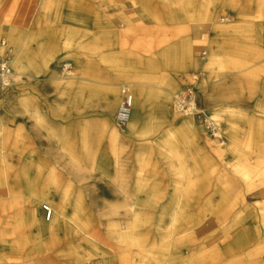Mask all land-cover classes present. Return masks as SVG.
<instances>
[{
  "label": "rangeland",
  "instance_id": "rangeland-1",
  "mask_svg": "<svg viewBox=\"0 0 264 264\" xmlns=\"http://www.w3.org/2000/svg\"><path fill=\"white\" fill-rule=\"evenodd\" d=\"M67 3H70L71 13L66 14V17L67 19L71 18L72 23L60 20L62 16L56 11L58 8L54 4L51 10L53 14H49L47 17L46 14L49 12L44 16L39 12L32 13V7L36 5L33 0H0V40H6L11 47L10 65L14 72L12 84L5 88L0 96L5 101V99L10 100L8 97L11 95H17L16 100L5 103L7 106H13L12 114L7 115L4 112L3 107L7 106L3 102V107H0V195L3 196L0 199L5 200L4 204H0V263L19 262L16 258L20 254L18 258L23 259L21 264H79L75 253L69 251L71 240H64L63 234L59 235L61 240L63 238L62 242L58 246H54L57 251L55 249L51 254L46 255L42 248L38 247L35 250L36 254L30 257L22 255L23 252L33 253L34 251L31 249L33 243L39 242L38 237L33 235L34 231L30 229L29 224L31 201L35 200L34 197L38 195L36 190H40L42 197L50 189L51 194L55 197V192H60L64 186L70 185L69 194L80 193L84 196L83 199L76 197L72 200L71 205L75 209L68 214L73 216L78 210L80 216L84 217L87 213L81 211V202L83 201L84 206L91 207L88 195L97 192L91 178L104 176L105 171L102 166L107 170L109 178L113 176L117 161L115 150L119 147L123 148L121 160L125 162L123 173L129 185V192L134 193L139 178L135 152L136 148L141 146L149 167L144 171L145 183L141 181L137 183L136 189H143L139 194L152 193L156 199L164 202L173 196L183 195L184 204L181 206V210L184 211L182 215L186 222L197 221L207 210L208 230H206L207 227L201 226V230L195 231L199 232L201 237L208 234L209 240H211L214 234L227 229L237 220L242 221V218H246L243 222L244 229H248L252 234L253 237L248 234L251 236V240L263 235L264 194L257 192L264 189V113L255 111L251 106L248 107L246 103L251 101L250 99H236L238 84L241 83L244 92H248L251 86L255 88V85L251 84V79L260 80L262 72L259 70L249 71L248 68L239 70L232 69L233 67L228 68L225 65L227 61L223 62L222 59H218L220 66L218 71H212L207 67L203 71H199V59L206 62L212 57L209 49L206 55L202 52L203 48L209 44V36L201 29L198 30L197 36H191L189 24L192 22H186L184 19L192 17L190 9L192 5L187 8L183 0H68ZM55 4L57 3L55 2ZM77 7L88 11L94 18L88 28H86L88 24L85 22L74 21L77 18L73 17ZM223 10L224 8L220 10L217 8L214 21L198 22L197 26L200 28L202 24L204 26L207 23L220 22L219 17ZM130 16H134L135 19L130 21ZM39 17L43 20L45 18L46 21H38ZM104 18L110 19L108 21L113 22L115 32L121 34L115 42H110L108 40L110 35L107 34L105 37H98L97 30L105 31L106 23L102 21ZM263 23L264 18H261V27H263ZM125 28L129 29V33H126ZM82 29L84 30L82 31ZM88 31L89 34H86ZM19 35L23 36L19 37ZM87 35L89 38L86 37ZM201 36L205 39H202ZM15 37L21 55L19 63L23 64L25 68L21 74L17 72L11 62V57L16 49ZM82 45L84 48H81ZM88 45L94 47L87 48ZM97 46H100L99 52H85L87 49L96 51ZM260 46L262 47L261 43ZM82 49L85 51L81 52ZM189 53L195 63L188 60ZM67 65L70 67L66 68ZM45 71L47 72L44 73ZM236 71L241 72L242 78H238L242 82L228 83L229 79L235 80L234 73ZM32 75L45 76L46 79L36 81L31 77ZM133 81H137L152 91L153 96L148 98L149 101L143 110L146 115H149L153 108H159L162 105L157 101V98H162L165 101L164 104L174 109V116L169 114L172 112L170 110L162 128L153 139H160L166 133L180 128L179 137L181 143L184 144L182 150L186 157V169L189 168L188 170L192 169L193 171L190 170L186 178L168 172L164 159L158 154V143L152 142L151 136L143 138L137 134L123 133L117 141H113L109 130L105 129L106 131L102 133H96V128L91 131L101 159L99 158V165L83 166L86 169L93 167L92 170L95 172L87 173L85 180L80 181L78 176L65 170L64 162L70 154L83 161L81 132L83 120L87 118L93 125H99V121H104V117L93 115L97 113V110L105 108V101L108 98L105 89L114 87L118 96L116 104L112 107L113 113L110 119L115 128L124 132L127 125L118 123L115 115L122 99V87L126 86L133 93ZM214 81H219L222 86L228 84L225 94H222L221 97L228 96L227 99L230 98L229 100L236 103L237 107L223 105L225 99L208 104L207 106H214L212 109L204 106V100H207L209 88ZM50 82H55L56 87H50ZM35 86H38V89H35ZM57 93L68 96L67 102L52 103L53 105L67 104L71 111L66 117L56 109L49 112L47 107L49 103L40 98L41 95ZM82 95L87 101L92 99L91 102H94L93 108L89 109V116H81L86 113L80 111ZM183 97L187 102L186 107L179 104V99ZM24 99H29V102L39 109L43 119L41 125L49 118L57 121L54 141L56 165H50L49 160L45 159L48 156L46 150H41V153L35 152L34 157V128L32 126L34 118L23 111L20 103ZM167 99H169L168 102ZM261 100L260 98L258 102ZM25 122L28 125L24 126ZM8 123H11L13 128H9ZM228 129H232L235 133L233 140L229 137L231 141L225 136L224 131ZM92 137L90 135V138ZM229 143L233 147L229 149L230 152L224 158L221 150ZM65 148L68 149V153L65 152ZM17 156L24 160V175L22 174L23 166L16 163ZM258 157H263L262 162L256 161ZM203 158L205 169L197 164L198 160ZM38 160H40V165H35ZM239 160L245 164L242 166L252 169L250 176L255 179L253 180L255 183L240 182L238 174L232 167L234 162ZM155 164H158V172L152 170ZM120 168L122 169L121 166ZM121 169L120 171H122ZM50 171H54L56 183L60 187L57 191L53 186L47 185ZM222 176L229 182L227 186L231 185L225 189L226 193L222 196L225 202L216 204L215 200H210V204L207 205L208 200L215 192L217 180ZM258 180L262 182L263 188L260 187ZM23 182H25V190L15 191L17 185H22ZM110 182L114 188L122 190L120 185L115 183V177ZM191 184L192 187L194 185V189L187 198L186 194L177 190V187ZM249 184L250 186H248ZM33 185L37 186V189H34ZM217 188L219 189V184ZM205 190L206 196H204ZM100 192L101 196L111 200L115 198L119 200L122 196L119 194L117 196L107 184H103ZM6 195H11V197H5ZM60 198L65 200L64 208L68 212L67 197H57L58 200ZM19 199L25 200L19 204ZM69 199L71 200V198ZM140 199L139 196L132 197V201H135L136 204V210L141 209L143 212L149 213L150 217L155 218L157 214L155 208L143 205L139 207L140 209L137 208L139 206L137 202H140ZM122 201L123 199L119 203ZM201 202L205 204L203 213L200 212ZM44 204H48V202L42 201L39 216L43 222L49 223L57 205H52L53 214L51 219H47L46 211L43 208ZM132 206L134 205L132 204ZM104 208L105 205L100 201L97 208L92 207L91 209L95 212L94 216L100 219L96 213L97 209L103 210ZM217 209L220 211L215 213ZM221 210H227V215L223 216ZM248 215L249 217H247ZM114 218H108L106 226L111 224L118 227L123 226V223ZM203 225H207V222H204ZM223 225L225 228L221 230ZM20 226L23 229H18ZM105 231V228L101 226L102 239L112 242V238ZM103 235H106L108 239H104ZM219 242L220 240L217 239L209 245V248ZM91 262L92 264L102 263L97 258L88 264Z\"/></svg>",
  "mask_w": 264,
  "mask_h": 264
},
{
  "label": "crops",
  "instance_id": "crops-1",
  "mask_svg": "<svg viewBox=\"0 0 264 264\" xmlns=\"http://www.w3.org/2000/svg\"><path fill=\"white\" fill-rule=\"evenodd\" d=\"M33 1L35 2L36 5L32 7V9H33L32 13L35 14V13L39 12L41 15L44 16L45 13L49 12L46 14V16L48 17L49 14H53L51 10L53 8L52 5L54 4L56 6V8H58V9H56V11L59 14H61V16H62L60 18L61 21H70V23L73 22V20L71 18L67 19V17H66V14L71 13L69 10L70 3H67L68 0H33ZM55 2L57 4H55ZM43 3L46 5L45 7H41V5ZM38 4H39V6H37ZM217 8H218V10H220L221 8H224L223 13L219 17L220 22L207 23L204 26L202 24L199 28L197 26L198 22L202 23L205 21H209V22L214 21V15L216 13ZM54 9H55V7H54ZM191 11H192V15H191L192 16V23H191V30H190L192 32L191 36L192 37L197 36L199 29H201V31L206 32L209 36V44H208V46H205L204 48L202 47L203 48L202 52H204L206 55L207 50L209 49V51L212 55V57L209 58L206 62H203L202 60L199 59V71H203L204 68H206V67L209 69H212V71L213 70L218 71V67H220L218 59H222L223 62L227 61L225 63V65L228 68L233 67L232 69H238V70L243 69V68H248L249 71L259 70L260 72H262L261 79L260 80L255 79V78L251 79V81H252L251 84H254L255 88H253L251 86L250 90L248 92H246V91L244 92L243 85L241 83H239L238 87L236 89L238 91L236 99H250L251 101L246 103V105L248 107L251 106V108H253L257 112L259 111V113H262V112L264 113V51H263L264 48L260 46V43L262 45L261 18H264V0H192ZM28 12H30V11L28 10ZM64 16H65V18H64ZM75 16L77 18H75V19L73 18L74 21L85 22L86 24H88L86 26V28L89 27V23H91V22L93 23V21H94V18L91 17L92 15H90L88 11H85L81 7H77L76 14L73 17H75ZM37 19H38V21H46L45 18L43 20L41 17H39ZM134 19H135L134 16H130V18H129L130 21H133ZM108 20H110V19L104 18V20H102L106 23L105 24V31L97 30L98 37H105V34H107V35H110V38L108 40L110 42L111 41L115 42L118 39V36L119 35L121 36V34H119L118 32H115V29L113 27V22L112 21L109 22ZM185 20H186V18L184 19V21ZM125 29H126V33H129V31H128L129 29L128 28H125ZM83 30L84 29H82V31ZM86 34H89V31L86 32ZM21 36H23V35H19V37H21ZM86 37L89 38L88 35ZM202 39H205V38L202 37ZM16 42H17V39H16ZM82 47L84 48L83 45L81 46V48ZM90 47L93 48L94 46H89V45L87 46V48H90ZM1 50L2 49L0 47V52H1ZM84 51L85 50L82 49L81 52H84ZM99 51H100V46H97L96 51L87 49V51H85V52L86 53H93V52L97 53ZM103 52H106V51H103ZM188 60L191 61L192 63H195V61L191 57V53H189ZM47 71H48V69H47ZM47 71H45L44 73H46ZM234 75H235V80L229 79L228 83L231 84V83H236V82H242V80L239 79V78H242L240 71H236V73H234ZM31 77L34 78L36 81L46 79L45 76L37 77V76L32 75ZM132 83L134 84L133 95H134V98L139 105L138 106L139 109H138V114H137V121L135 122V125H134L135 127L130 130L128 127V121L126 123L127 128L124 132L120 131L118 128H115L113 126L110 118H112V113H113L112 107L116 104L118 92H117L116 88H114V87H109V88L105 89L106 97H108V98H106L107 100L105 101V108H104V110H97L96 111L97 113L93 115V116L104 117V121H99L100 122L99 125H96V124L93 125V124H90L88 119L86 118L82 122L81 132H82V144H83V161L79 160V158L72 156V154H70L68 156V158L66 159V161L64 162V165H67L69 160H76L82 166L91 165V164L92 165L93 164L99 165V162H100L99 158L101 159V157H100V154L98 152L99 149H97L96 144H94L96 142V140L94 137H92L93 132L91 130L97 128L96 133H102V132L106 131L105 129H107V130H109V134L111 135V138L113 141H117V139L123 133L137 134V135H139V137H143V138L151 136L152 137L151 141L158 143V145H157L158 146V148H157L158 154L160 157H162L164 159V163L166 165L167 171L170 172L171 174L175 175V176H179V177L184 176V178H185V176H186L185 168H187V166H186V162H185L186 157H185V154L182 150L184 148V144L181 143L180 137H179L180 128H178L176 131H171V132L166 133L164 136L160 137V139H157V140L153 139V138H155L157 133H159V130L162 128V126L166 120V115L168 114V112H170V110H172V112H170L169 114H171L172 117L174 116L173 115L174 109H172V108L168 107V105L164 104L165 101L162 98H159V99L157 98V101L159 103H161L162 105L159 108H153L152 112L149 115H146L143 112V110L146 107V103L149 101L148 98L153 96L151 94L152 91H150L149 88H147L146 86H143V85L137 83V81L136 82L133 81ZM49 85L52 88L56 87L55 82H50ZM226 85H228V84H226ZM226 85L222 86V85H220L219 81H214L209 88L210 92H209V95L207 97V100L206 99L204 100V106H207L208 104L217 103V102H219L220 99H225V102L223 103V105L227 104L226 106H228V107H237L236 103H233L231 100H229L230 98L227 99L228 96L225 95L226 97L225 96L221 97V95L225 94V92H226L225 91L227 88ZM38 86H35V89H38ZM64 89H66V88H64ZM2 93L3 92H0V94H2ZM240 94H243V95H240ZM16 97H17V95H15V96L11 95L10 97H8V99L14 101V100H16ZM40 98H42L41 99L42 101L49 103V105L47 106L49 109V112H53V110L56 109L57 111L62 112V115H64V117H66V116H68V112L71 111V109H68L67 104H63V105L62 104H59V105H57V104L53 105L52 104L54 102H61V101L67 102L69 99H68V96L66 94H58V93L57 94H46V95H41ZM260 98L262 100L260 102H258V100ZM10 100L5 99V101H4V99H2V97L0 96V104H2V102L5 104L6 102H10ZM168 100L169 99H167V102H168ZM91 101H93V100L91 99V100L87 101V99H85L82 95V97L80 99V111L86 112L84 114H81L82 117L89 116V109H92L94 106L93 105L94 102H91ZM20 105H22V109L25 113H28V115H30L32 118H34L32 121V126L34 128V133H33L34 157H35V152L41 153V150H46V151H48V153H47L48 156L45 159L49 160L48 162L50 165H56L57 164L56 163L57 157L55 155L54 141L56 139V129H57V125H58L57 121H55L53 118H49L48 120H46V122L43 125H41L43 122L42 121L43 119H42V116L40 115L39 109L34 104L30 103L29 99H24V101H22L20 103ZM1 106L3 107V104L0 105V107ZM5 106H7V105L5 104ZM212 107H214V106H212V105L207 106L208 109H212ZM12 108H13L12 105H8L7 107H3L4 112L7 115L13 113ZM207 108H205V109H207ZM257 108L259 110H256ZM128 120H129V118H128ZM23 125L24 126L28 125V123L25 122V123H23ZM8 126H9V128H13L11 123H8ZM89 132H90V134H89ZM224 132H225V136L227 139H229V137H230V139L233 140V138L235 137V133L233 132L232 129H228ZM90 135L92 138H90ZM227 145L228 146H226L225 148H222V150H221V154L224 158H226V156H227L226 154H228V152H230L229 149H232L231 147H233L230 143ZM142 150H143V148L141 146H138L136 148L135 158H136V163H137V172L139 174L138 181L145 183L146 179L144 177V171L146 168L149 167V164H146V156L144 153H142ZM87 151L89 153H87ZM65 152L68 153L69 152L68 149H66ZM122 152H123L122 147H119L115 150V157H117V161L115 162L114 171H113L114 174L112 177L109 178L107 170L105 169L104 166H102L104 168L103 170L105 171V173L103 174L104 176L103 177L100 176V178H98L99 176L95 177V178H91V180L93 181V187H94V189L97 190V192H93V193H90L88 195L90 197L91 207H86V206H84V204H82L83 201L81 202V206H80L81 211L83 213H89V214H93V215L95 212H93V209H91L92 207L97 208V205L100 201L105 205V208L103 210L97 209V212H96L97 214L101 213L103 215L101 220L96 222V227L99 230V232L101 231V226H102V228H105V230H106V225L109 221L108 218H106V216H104V215H106V213L110 212V209H113L117 205H120V204L116 205V203L117 202L119 203V201L121 199H124L125 197H127L129 199L128 203L133 204L136 208L135 201L134 202L132 201V197L137 198L139 196V197H141V199H146L149 197L150 198L156 197L152 193L143 194V195L139 194L140 192H142L143 189H139V190L136 189L138 181L135 185L134 193L129 192V190H128L129 185H128V182H127V180L124 176V173H123L124 168H125V165H124L125 162L121 160ZM263 157H258L256 159V161L262 162ZM16 163H18V165L21 164L23 166L22 167V174H23V170L25 167L24 160L18 158V156H17L16 157ZM197 164L199 166H202V169H205L204 158L198 160ZM241 164H243L242 160H239L238 162L237 161L234 162V165L232 166L234 168V171L238 174L237 176L240 178V182H243V183H245V182L249 183L250 182V184H253L255 182L253 180H255V179L251 178V176H250L251 172H252L251 171L252 169L250 167H248V169L250 170L248 172L249 176L246 177L244 179V181L241 178V174H240L238 167H237V165H241ZM35 165H40V160H38L37 164H35ZM243 165H245V164H243ZM120 166L122 167V169L120 168ZM120 169L122 171H120ZM152 170H155L158 172L159 171L158 164H155L154 167L152 168ZM190 170H192V169H190ZM34 174H35V170H34ZM54 174H55L54 171L53 172L50 171V173L48 174L47 185L49 184V185L53 186L54 190L57 191L58 188H60V187H59L58 183H56L57 181H56ZM117 174H119L118 176H120V177L124 176V180L126 183H125V188L123 190L116 189V188H114V186L111 185L110 181L114 177H116ZM107 179H108V182H106ZM87 180H89V179H87ZM228 183L229 182L225 180L224 176L220 177L217 180L215 192L212 195V197L208 200L207 205L210 204L209 203L210 200L211 201L215 200L216 202H214V203H216V204H221V203L225 202L222 199V196L224 195V193H226L225 189H227V187H231V185L227 186ZM103 184H107L108 187L111 188L116 193L117 196H118V194L122 195L121 198H119V200H118V198L111 200L109 198H105L104 196H101L100 191L102 189ZM218 184H219V189L217 188ZM250 184L248 186H250ZM47 185H46V187H47ZM33 186H34L33 187L34 189L35 188L37 189V186H35V185H33ZM232 187H233V185H232ZM21 189L25 190V182H23L22 185L18 184L14 190L20 191ZM182 189H183V185L181 187H177V190H180L182 192V194H184ZM69 190H71L70 185H66L63 187V189L60 192H55L54 196L55 197H62V196L67 197V199H68L67 200V202H68V208H67L68 213H72V210L75 209L71 205L72 200L76 197L83 199L84 195L80 194V193L72 195V194H69ZM36 192L38 193L37 196H40V193H41L40 190H36ZM259 192H261V190L258 191L257 193H259ZM204 196H206V190H205ZM5 197H11V195L10 196L6 195ZM174 197L178 198L180 201L179 207H178V214H180V218L176 222L175 229H181V230H184V229L188 230L189 229L192 231V233H194L195 239H196L195 242H193L191 244H187L183 247L184 248L183 250H185L184 251L185 254H188V252H190V250H193V249L197 250L194 255H202V254L207 252L210 255V259H211L210 264H212L214 261L213 260L214 258H217L215 260L219 259L218 261L228 260L229 258L236 256L235 254L240 252L241 251L240 249L244 250V248H245V250H247L246 248H249L250 245L253 244V242L256 243V241H257L256 238L251 240L252 239L251 236L249 237L250 239L247 238V236H245V229H244L243 222L246 218H242V221H239V222H236V221L233 222V224L229 225L227 229H224L220 233L214 234V236H213V238H211V240H209L208 234L201 237L199 232L196 233L195 231L201 230V228H202L201 226H203L204 228L207 227L206 230H208L207 216H202V218L197 219V221L186 222L184 220V216L182 215V212H184V211L181 210V206L184 204L183 195L179 194V195L174 196ZM0 198H3V196L0 195ZM69 198H71V200ZM171 199H172V197L169 198L166 202L160 201L159 199H156L155 205H153L151 207L155 208L156 212L158 214L162 213L164 207H167L169 205V201ZM24 200L19 199V204L22 203ZM3 202L5 203V200L3 201L0 199V204H2ZM11 203H13V202H11ZM201 203H202V209L200 212L203 213V208H205V204L203 202H201ZM116 210H117L116 213L118 216L116 215V217L114 219L118 222L124 223L125 217H126L125 215L127 214L126 207L118 206L116 208ZM219 211L220 210L217 209L215 212L217 213ZM141 212H143V211L141 210ZM221 212L225 213V216L227 215L226 214L227 210H225V211L221 210ZM247 217H249V215ZM250 217L253 218V216H250ZM204 222H207V225L204 226L203 225ZM221 227H222L221 230L223 228H225L224 225ZM146 229L152 230V227H149V228L146 227ZM243 236H245V237H243ZM103 238L106 240L108 239L106 237V235L105 236L103 235ZM217 239H219L220 242L217 243V245H214L213 247L209 248V245L212 242L216 241ZM247 242H248V244L250 242L249 247H248ZM111 243H108V244H111ZM201 243L205 244V248H201V246H200ZM97 259H99L101 262L100 258H97ZM189 259H192V257L189 256L186 258L178 259L177 261L179 262V264H187V261ZM121 262H122V260L115 259L113 261V264H122ZM89 264H92V262Z\"/></svg>",
  "mask_w": 264,
  "mask_h": 264
},
{
  "label": "bare ground",
  "instance_id": "bare-ground-1",
  "mask_svg": "<svg viewBox=\"0 0 264 264\" xmlns=\"http://www.w3.org/2000/svg\"><path fill=\"white\" fill-rule=\"evenodd\" d=\"M183 3L187 8H190L192 5L191 0H183ZM45 6L46 5L44 3L41 5V7ZM186 7L185 9L187 10ZM189 20L190 22H192V17H188L186 19V22H189ZM189 25L191 28V24ZM15 45L16 49L11 57V62L14 64L17 72L21 74L22 70H24L25 68L23 64L21 65V63H19L21 55L19 54V47L17 45V42ZM1 91L4 92V89L0 90V92ZM138 106L139 105L134 98L131 112L128 116L129 120L127 119L128 127L130 130L135 127L134 125L137 121V114L139 109ZM87 153L89 152L87 151ZM237 167L241 174V178L244 181V179L249 176L248 172L250 170L242 166V164L237 165ZM64 168L69 173L78 176L80 178V181L85 180L87 173L89 174V172H95V170H92L93 167H87L86 169L76 160H69L68 164L65 165ZM185 172L186 178L187 172L189 173L190 170L185 168ZM118 175L119 174H117V176L115 177V183H118L120 185V188H122L123 190L125 188L124 176L120 177ZM258 181L260 187H262V182L260 180ZM193 189L194 185L192 187L191 184L188 186L185 185L182 190L184 194L187 195L186 197H189ZM260 190V193L264 194V190ZM34 198L36 199L31 201L29 224L30 229L34 231L33 235L38 237L39 242L37 244L35 242L33 243V246L31 247V249H33L34 251L33 253L23 252L22 255L24 257H30L36 254L35 250H37L38 247L42 248L44 254H51L53 250L56 249L54 246H58V244L62 242L63 238L61 240L59 235L63 234L64 240H71L69 251L70 253H75L74 255H76L79 259V264H88V262L96 258L101 259V264H113V261L115 259L122 260V264H179V262L177 261L178 259L186 258L189 256H191L192 259H189L187 261V264H210V255L207 252V254L204 253L202 255H194L197 250L193 249L190 250L188 254H185V250H183V247L187 244L195 242L196 239L194 233H192V231L189 229H175L176 222L180 218V214H178L180 201L174 196L169 201V205L167 207H164L163 212L159 214L157 213L155 218L150 217L149 213L141 212V209L139 207H142V205L144 207L153 206L155 205L156 199H140V202H137V205H139L138 208L140 210L137 211L135 206H132L131 203L129 204L128 198L125 197L123 201L119 203L120 205L116 204L117 206L113 208L114 210L110 209V212L104 215L106 216V218L116 217V208L118 206L126 207L127 210L123 226L118 227L115 224L106 226V233L112 238V243L105 242L102 239L101 231L99 232L96 227V222L100 221L103 217V215H101L100 213L97 214L100 219H96L93 214L89 213L85 214L84 217L80 216V212L78 210H76L75 214L71 216L64 208L65 200L63 198H60L58 200L57 197H53L50 189H48V191L44 193V196H35ZM44 200L48 202V204L44 205H48L51 208L52 214V205H57L54 216L49 223L43 222V220L39 216L40 206L42 201ZM203 214V216H207V210H205ZM223 214V216H225V213ZM146 227H152V231L151 229L147 230ZM18 229H23V227L20 226V228ZM248 234L252 236L249 230L246 229L245 236H247V238L250 237ZM256 240V243L253 242L250 247V242L249 244L247 242L249 247L246 248L247 250H245V248L244 250L240 249L241 251L236 253V256L231 257L225 261H218L219 259L215 260L217 258H214L212 264H264V234L260 235V237H256ZM71 246H73V248H71ZM200 246L201 248H205L204 243H201ZM55 251H57V249ZM18 256H20V254ZM18 256L16 259L19 260V262H14L13 264L23 263V259L18 258Z\"/></svg>",
  "mask_w": 264,
  "mask_h": 264
},
{
  "label": "built area",
  "instance_id": "built-area-1",
  "mask_svg": "<svg viewBox=\"0 0 264 264\" xmlns=\"http://www.w3.org/2000/svg\"><path fill=\"white\" fill-rule=\"evenodd\" d=\"M262 47L264 48V23L262 27ZM0 47L2 52L0 53V90H3L10 86L12 83V77L14 75L13 69L10 65V53L11 47L7 44L6 40H0ZM70 67V66H66ZM122 99L118 105L116 111V121L120 124L126 123L128 116L131 112L132 104L134 102V96L132 92L125 86L122 87ZM179 104L186 107L187 102L185 97L179 99ZM44 210L46 211L47 219L52 216L51 208L48 205H44Z\"/></svg>",
  "mask_w": 264,
  "mask_h": 264
}]
</instances>
